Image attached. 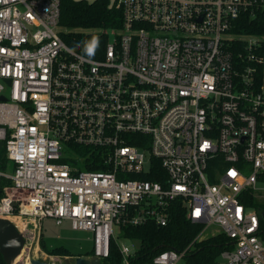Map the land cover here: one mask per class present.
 <instances>
[{
	"label": "built area",
	"instance_id": "obj_1",
	"mask_svg": "<svg viewBox=\"0 0 264 264\" xmlns=\"http://www.w3.org/2000/svg\"><path fill=\"white\" fill-rule=\"evenodd\" d=\"M114 5L122 28L93 59L61 37L62 0H0V142L13 166L0 170V219L20 232L70 221L92 233L93 257L116 242L134 264L138 242L119 244L115 229L167 226L180 202L202 231L143 264H187L219 234L234 244L218 264H264V34L237 32L264 0ZM155 161L163 182L127 178L156 174Z\"/></svg>",
	"mask_w": 264,
	"mask_h": 264
},
{
	"label": "trees",
	"instance_id": "obj_2",
	"mask_svg": "<svg viewBox=\"0 0 264 264\" xmlns=\"http://www.w3.org/2000/svg\"><path fill=\"white\" fill-rule=\"evenodd\" d=\"M113 0H62V14L60 27L63 29L61 37L75 52L93 59H102L106 47L110 42L108 34H98L102 30H120L123 24V14L117 9ZM237 32L249 34H264V17L251 21L247 19L245 28ZM0 167L7 170L8 163L5 155L0 158ZM87 170H105L100 165H88ZM156 174L152 176L129 175L128 179L141 178L152 182H163L166 174L159 161L154 162ZM0 197L2 195L0 194ZM250 204L258 207V202L251 199ZM264 212V204H259ZM170 223L161 227L149 222L139 227H122L121 237L139 243V249L132 260L134 264L151 262L154 257L167 250L183 252L196 239L203 229L202 225L193 224L186 218V210L180 202L172 204L170 209ZM231 240L223 234L211 236L200 242H195L186 254L187 264H218L221 254L231 250ZM41 249L50 256L73 257L74 255L64 247L50 249L42 239ZM158 248V249H157ZM157 249V250H156ZM93 256V252L77 255ZM0 264H7L0 253ZM101 264H123L122 255L116 242H112L110 255Z\"/></svg>",
	"mask_w": 264,
	"mask_h": 264
},
{
	"label": "rangeland",
	"instance_id": "obj_3",
	"mask_svg": "<svg viewBox=\"0 0 264 264\" xmlns=\"http://www.w3.org/2000/svg\"><path fill=\"white\" fill-rule=\"evenodd\" d=\"M78 1V0H76ZM94 1V0H87ZM115 1V0H113ZM107 34L110 37V41L115 37L111 30H107ZM5 154L3 149L0 152V158ZM0 170H4L0 167ZM13 170V166L10 165L7 171ZM264 201V197L261 198ZM264 203V202H263ZM219 228L213 227L209 233H214ZM26 239V246L23 250V254L20 257L19 264H29L31 259L45 261L50 264H74L77 255L86 254L92 251L93 247V235L88 231L74 230L70 221H64L62 225L57 226L53 219L47 218L41 223V230L35 229L30 226L28 231H22ZM118 242L121 245H127L132 251L136 248L137 243L124 239L120 236L118 229H115ZM44 240L47 247L50 249L64 247L69 250L73 257H56L46 254L40 247V241ZM139 245V243H138Z\"/></svg>",
	"mask_w": 264,
	"mask_h": 264
},
{
	"label": "water",
	"instance_id": "obj_4",
	"mask_svg": "<svg viewBox=\"0 0 264 264\" xmlns=\"http://www.w3.org/2000/svg\"><path fill=\"white\" fill-rule=\"evenodd\" d=\"M2 142H0V151ZM232 242L230 245H233ZM26 246L24 235L17 229L15 224L8 219H0V253L7 264L15 263L16 259L22 254ZM158 249V248H157ZM156 249V250H157ZM30 264H50L45 261L31 259ZM74 264H101L97 257L81 256L75 258Z\"/></svg>",
	"mask_w": 264,
	"mask_h": 264
},
{
	"label": "flooded vegetation",
	"instance_id": "obj_5",
	"mask_svg": "<svg viewBox=\"0 0 264 264\" xmlns=\"http://www.w3.org/2000/svg\"><path fill=\"white\" fill-rule=\"evenodd\" d=\"M20 262V257L15 261V263H19Z\"/></svg>",
	"mask_w": 264,
	"mask_h": 264
},
{
	"label": "bare ground",
	"instance_id": "obj_6",
	"mask_svg": "<svg viewBox=\"0 0 264 264\" xmlns=\"http://www.w3.org/2000/svg\"><path fill=\"white\" fill-rule=\"evenodd\" d=\"M22 254H23V252H22ZM22 254H21L19 257H21V256H22ZM19 257H18V258H19ZM18 258H17V259H18ZM17 259H16V260H17ZM29 264H30V261H29Z\"/></svg>",
	"mask_w": 264,
	"mask_h": 264
}]
</instances>
